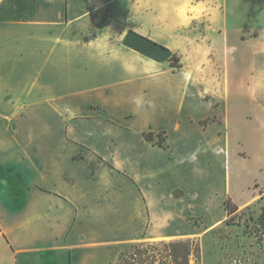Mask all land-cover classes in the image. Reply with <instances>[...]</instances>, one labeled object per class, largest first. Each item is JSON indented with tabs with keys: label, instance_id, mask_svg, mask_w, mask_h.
Returning a JSON list of instances; mask_svg holds the SVG:
<instances>
[{
	"label": "crops",
	"instance_id": "1",
	"mask_svg": "<svg viewBox=\"0 0 264 264\" xmlns=\"http://www.w3.org/2000/svg\"><path fill=\"white\" fill-rule=\"evenodd\" d=\"M74 5L0 0V264H115L123 243L145 239L139 236L152 225L153 207L173 189L191 208L211 201V183L200 179L209 169L182 164L194 166L198 190L178 183L164 194L157 180L153 191L158 168L153 173L108 134L106 126L120 124L123 98L152 100L155 60L126 46L125 35L117 54H105L99 39H73L67 20L84 14ZM120 60L136 73L124 72ZM254 110L261 120L262 110ZM139 111L132 103L125 115ZM97 118L101 128L90 127ZM229 179L231 187L230 172Z\"/></svg>",
	"mask_w": 264,
	"mask_h": 264
},
{
	"label": "rangeland",
	"instance_id": "2",
	"mask_svg": "<svg viewBox=\"0 0 264 264\" xmlns=\"http://www.w3.org/2000/svg\"><path fill=\"white\" fill-rule=\"evenodd\" d=\"M69 1L84 12L67 16L71 26L66 32L73 39H99L105 54H117L123 36L134 29L181 57V68L152 62V107L127 117L132 101L123 98L116 106L120 124L106 127L120 148L144 157L153 173L158 168L153 191L157 180L164 194L178 183L198 190L201 184L191 181L196 180L194 166L182 165L193 163L211 171L200 176L211 183V201L191 208L175 199L183 193L175 188L170 200L153 207L152 225L139 237L196 239L199 264H264V85L256 87L257 70L264 69V0H191L204 11H189L187 19L177 14L185 0ZM165 85L178 88L166 92ZM255 106L263 112L261 120ZM101 122L97 118L88 125L101 128ZM163 129L169 148L142 138V131ZM181 151L187 152L181 156ZM228 198L238 206L230 215L224 206ZM132 242L118 248L114 261Z\"/></svg>",
	"mask_w": 264,
	"mask_h": 264
},
{
	"label": "trees",
	"instance_id": "3",
	"mask_svg": "<svg viewBox=\"0 0 264 264\" xmlns=\"http://www.w3.org/2000/svg\"><path fill=\"white\" fill-rule=\"evenodd\" d=\"M123 43L155 61H167L173 68L183 66L181 57L169 46L134 29L127 32ZM164 133V129L157 133L153 130L143 131V137L146 141L167 148L169 145L166 144ZM156 136L159 141H156ZM224 206L229 215L238 210L237 204L231 198L225 200ZM261 219H264V210ZM200 254L201 246L198 240L192 238L134 241L119 252L115 264H199Z\"/></svg>",
	"mask_w": 264,
	"mask_h": 264
},
{
	"label": "clouds",
	"instance_id": "4",
	"mask_svg": "<svg viewBox=\"0 0 264 264\" xmlns=\"http://www.w3.org/2000/svg\"><path fill=\"white\" fill-rule=\"evenodd\" d=\"M189 11L198 14L204 11V7L202 4H197L193 6L191 4V0H185V2L179 8H177V14L184 19H187L186 13ZM112 58L118 59L119 57L113 55ZM120 63H121V67L124 70V72L130 75L136 73L137 68L134 63L130 61H125V60H120ZM144 71H145V74L147 75L151 74L147 69H145ZM262 85H264V69H258L257 70V84H256L257 90H259ZM132 103L138 109H143L145 106H148V107L153 106L152 102L146 101L143 96L132 97Z\"/></svg>",
	"mask_w": 264,
	"mask_h": 264
}]
</instances>
